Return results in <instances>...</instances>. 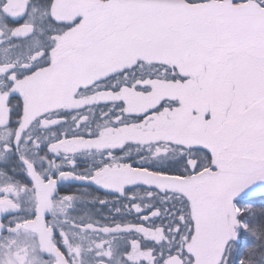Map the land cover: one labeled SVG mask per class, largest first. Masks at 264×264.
Returning <instances> with one entry per match:
<instances>
[{
	"label": "snow or ice",
	"instance_id": "6c2138e0",
	"mask_svg": "<svg viewBox=\"0 0 264 264\" xmlns=\"http://www.w3.org/2000/svg\"><path fill=\"white\" fill-rule=\"evenodd\" d=\"M0 264H264V0H0Z\"/></svg>",
	"mask_w": 264,
	"mask_h": 264
}]
</instances>
